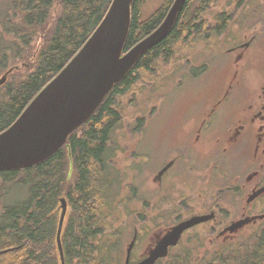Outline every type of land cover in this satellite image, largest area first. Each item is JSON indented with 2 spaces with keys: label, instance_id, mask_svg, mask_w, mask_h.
Returning <instances> with one entry per match:
<instances>
[{
  "label": "flooded vegetation",
  "instance_id": "obj_1",
  "mask_svg": "<svg viewBox=\"0 0 264 264\" xmlns=\"http://www.w3.org/2000/svg\"><path fill=\"white\" fill-rule=\"evenodd\" d=\"M220 2V11L216 8L190 18L180 13L175 25L178 39L192 40L194 46L197 42L208 46L213 36L224 41L236 35L237 41L224 50L225 72L212 75L209 61L198 60L202 57L191 51L183 52L191 53L186 59H178L175 50L169 58L160 53L149 66L136 69L135 65L130 84L115 89L104 102L108 100L119 117L112 131L116 141L107 147L113 153L109 162L127 167L129 157L140 159L146 174L141 189L126 188L132 195L140 192V227L146 229L148 239L131 262L144 258L171 227L194 217L208 218L184 231L167 257L186 254L176 252L183 244L192 257L206 259L219 245L259 236L264 228V0ZM229 3L234 4L233 12ZM188 21L190 31L183 27ZM159 59L164 62L161 72L155 66ZM140 79L146 90H135ZM184 81L195 88L182 103L178 91ZM136 93L135 100L141 98L139 107L132 102ZM122 97H130L127 112L116 107V99ZM168 114L175 121L162 133L163 115ZM123 117L130 120L127 125L121 123ZM162 144L167 146L160 149ZM154 159L158 160L150 169ZM239 221L244 222L237 230L228 229Z\"/></svg>",
  "mask_w": 264,
  "mask_h": 264
},
{
  "label": "trees",
  "instance_id": "obj_2",
  "mask_svg": "<svg viewBox=\"0 0 264 264\" xmlns=\"http://www.w3.org/2000/svg\"><path fill=\"white\" fill-rule=\"evenodd\" d=\"M173 1L162 0L156 10L149 12L150 0H134L125 50L158 27ZM110 2L0 0V76L21 62L31 63L41 36L43 42L36 63L19 67L0 88V132L19 117L81 49ZM220 4V0H187L182 12L205 14L211 6L217 8ZM187 23L184 30L190 31V21ZM179 34L175 25L139 58L136 69L149 66L160 53L169 58L180 44ZM216 40L217 36L209 39L210 43ZM131 76L130 72L114 90L129 85ZM118 119L107 100L71 135L73 174L70 179L65 146L33 166L0 170V264H62L56 238L62 198L69 205L62 233L65 264L116 263L115 257L120 256L111 255L110 249L117 242L111 246L108 237L110 226L117 218L111 210L115 188L122 183L119 172L110 166L107 147L113 140L112 131ZM212 255L198 260L197 264H264V228L259 236L250 235L223 245ZM186 261L179 259L171 264Z\"/></svg>",
  "mask_w": 264,
  "mask_h": 264
},
{
  "label": "water",
  "instance_id": "obj_3",
  "mask_svg": "<svg viewBox=\"0 0 264 264\" xmlns=\"http://www.w3.org/2000/svg\"><path fill=\"white\" fill-rule=\"evenodd\" d=\"M134 0H112L91 37L74 58L29 103L17 120L0 133V170L21 169L47 159L59 150L102 103L113 86L121 81L140 56L161 41L172 28L185 0H175L161 25L123 55L131 26ZM8 73L0 78V86ZM57 243L65 264L62 230L67 201L62 198ZM207 219L192 218L173 227L147 257L133 264H155L178 243L184 230ZM236 223L230 230H235ZM133 243L128 248L130 263Z\"/></svg>",
  "mask_w": 264,
  "mask_h": 264
},
{
  "label": "rangeland",
  "instance_id": "obj_4",
  "mask_svg": "<svg viewBox=\"0 0 264 264\" xmlns=\"http://www.w3.org/2000/svg\"><path fill=\"white\" fill-rule=\"evenodd\" d=\"M161 1L162 0H153L150 4V7L148 8V11L151 12L152 10L157 9L158 6L156 4H159ZM261 6H263V4ZM234 39H235V37H227L225 42L231 43V41H233ZM226 43L223 42V44L227 45ZM219 49H220L219 47H214L213 42H212L208 46L206 45V43H203L202 45L194 46L192 48L191 52L194 54L200 55L206 61H208L206 52L208 54L212 55V57L210 58V61H209L210 65H211V74L216 76V75H221L222 72H225V70L227 69V65L225 63H226V59H228V57L223 55L224 49H222V47H221L222 50H220L218 52ZM157 62L162 63L163 60L159 59ZM141 76H142V78L147 77L146 74H142ZM134 88L137 91H141V90H146V88H148V87H146L145 82H143V80L140 79L138 86H136ZM194 88H195V85H193V83L190 81H184V83L181 84L180 89L178 91V98L180 99V101L182 103L185 100L189 99L192 92L194 91ZM142 96H144V94ZM136 97H139L137 95V93L134 96H132V100H135ZM129 99H130V97H122V98L116 99L117 100L116 107L118 109H121L122 111L123 110L125 111V109H128ZM132 102L137 103L136 106H138V103L141 102V98L138 100V102L136 100L132 101ZM155 102H156V100H155ZM155 102H154V104H155ZM125 112H127V111H125ZM163 119H165L166 126L162 128V133H165L168 131L167 129L171 126V124L175 121L174 120L175 116L172 119V115H170V114H168L167 117L165 115H163ZM155 138H156V136H153L152 140H154ZM149 144H150V142H149ZM165 146H167V145L162 144L160 146V149L165 147ZM139 151H141V150L139 149ZM162 151H165V150H162ZM154 152H155V149H154ZM128 159H129V161L132 160L130 157ZM156 160H158V159H154V161L150 164V167H149L150 169L156 165ZM135 168L137 169L138 173H137L136 177L132 178V183L136 185V188L138 187L140 189L144 185L146 174L143 171H141V165L140 164H137L135 166ZM135 168H131L130 170L125 169L121 179L128 178L130 176V174H134L136 171ZM115 191H116V193L114 192L113 204H119L116 206V211L119 212L117 214V216L119 219L124 218L125 220L123 219L122 221H116L117 224L116 225L111 224L110 229H112L111 235L112 236L114 235L113 237L115 240H117L118 237H120L119 238L120 260H117L116 264H121V257H123L124 253H125L124 250L127 247L130 240L132 239L133 234H134V230L139 227V224L137 222H138L140 216L138 214H131L128 212H130V210H132V209L140 210L141 205H140V200L139 199L135 200L133 198V196L131 195L132 194L131 192H129V191L128 192H120L118 190V187L115 188ZM119 199H129L130 201L119 203L118 202ZM142 229H140V234L138 236L139 241L137 243L136 249L134 250V256L132 257V260H136L139 253L145 249V245L147 244V241H148V239L146 238V229L145 228H142ZM179 259H181V258H179ZM190 259H192V258H190ZM171 263H174V260H167V261L163 262L162 264H171ZM184 264H197V261L192 260L191 263L186 261V262H184Z\"/></svg>",
  "mask_w": 264,
  "mask_h": 264
},
{
  "label": "bare ground",
  "instance_id": "obj_5",
  "mask_svg": "<svg viewBox=\"0 0 264 264\" xmlns=\"http://www.w3.org/2000/svg\"><path fill=\"white\" fill-rule=\"evenodd\" d=\"M104 213V212H103ZM108 217V216H107ZM102 223V222H101Z\"/></svg>",
  "mask_w": 264,
  "mask_h": 264
}]
</instances>
